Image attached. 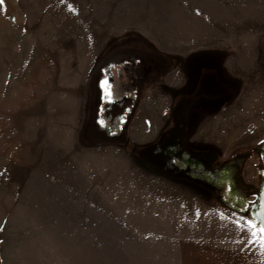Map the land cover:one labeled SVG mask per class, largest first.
<instances>
[{
	"label": "rangeland",
	"instance_id": "obj_1",
	"mask_svg": "<svg viewBox=\"0 0 264 264\" xmlns=\"http://www.w3.org/2000/svg\"><path fill=\"white\" fill-rule=\"evenodd\" d=\"M118 1L3 0L0 5V264L98 262V253L91 249L102 240L111 243L112 234L98 232L113 223L96 218V210L82 213V195L72 184L77 179L111 185L126 181L132 185L129 195L184 196L186 229L193 223L207 229L209 222L215 234H235L247 241V232L236 228L235 220L252 219V213L236 208L245 203L247 209L258 201L263 171L259 154L253 152L242 168V180L252 186L248 194L241 181L232 180L225 186V204L199 187L181 189L161 182L172 178L145 168L128 142L121 148L83 138L85 78L110 37L145 38L179 61L168 83L148 93L133 118L129 141L139 145L170 125L171 108L184 101L183 91L192 96L186 102L195 100L189 61L214 62L211 67L221 80L203 88L215 96L213 89L230 84L233 92L217 104V98L186 104L193 108L189 143L214 147L218 158L259 147L264 142V25L227 30L233 13L217 5H241L243 12L234 18L238 23L261 17L264 0H128L125 7ZM208 63L201 70H207ZM183 77L186 84L179 86ZM236 132V138L246 142L235 144L231 137ZM193 203L200 213L195 221ZM152 206L167 211L157 203ZM226 219L232 227L217 231Z\"/></svg>",
	"mask_w": 264,
	"mask_h": 264
},
{
	"label": "flooded vegetation",
	"instance_id": "obj_2",
	"mask_svg": "<svg viewBox=\"0 0 264 264\" xmlns=\"http://www.w3.org/2000/svg\"><path fill=\"white\" fill-rule=\"evenodd\" d=\"M199 61L197 64L189 61V67L193 66L194 71L190 74V70L188 74L193 76L192 82L196 85L193 90L196 98L189 103L194 106L201 98L211 101L217 98L214 101L217 104L229 97L233 92L230 84L226 89H213L215 96L211 94V90L203 88L204 84L217 82L215 79L221 78L217 68L211 67L214 62ZM178 63L170 54L159 51L145 38L135 35L108 38L96 54L85 78L87 117L82 135L85 140L106 146L116 145L123 148V144L128 142L132 146L130 150L145 168L172 178L161 180L199 187L210 195L219 197L225 204L223 194L230 181H241L247 191L252 187L249 182L246 185L241 178L242 157L249 159L253 152L259 154L263 168L259 185L263 184L264 142L259 147L236 151L221 157L222 159L218 158L219 151L212 146H192L187 139V130L192 123L193 108L187 106L189 103L185 101L192 99L190 91L188 94L183 91L184 101L181 103L180 99L173 105L170 125L160 131L158 137L139 145H133L129 141L133 118L139 107L143 106V100L152 90L168 83L167 79ZM204 63L210 66L206 67L207 70H201ZM197 69H200L198 73ZM185 77L179 86L186 84ZM206 81L208 82L205 83ZM105 82L108 89L104 86ZM106 90H110V98L106 96ZM203 94L209 96L201 97ZM101 120L104 121V126H101ZM254 210L255 207L252 206L249 209L250 214Z\"/></svg>",
	"mask_w": 264,
	"mask_h": 264
},
{
	"label": "crops",
	"instance_id": "obj_3",
	"mask_svg": "<svg viewBox=\"0 0 264 264\" xmlns=\"http://www.w3.org/2000/svg\"><path fill=\"white\" fill-rule=\"evenodd\" d=\"M118 2L123 3L122 7L129 4L128 0ZM217 6L218 10L222 9L225 12L233 13L230 15L233 16V19L228 24L227 30L264 25V9L261 17L244 19L237 23L234 18L243 12L241 5L235 9H231L227 5L225 8ZM103 14H105L104 9ZM95 57L96 55L94 59ZM89 70L87 69L86 74ZM238 97L239 95L236 99ZM231 125H234V121ZM236 134L238 133H234L231 137L235 144L246 142L247 138L237 139ZM159 181L182 189L180 184L165 180ZM123 182L119 185H111L102 182L94 184L84 179L72 181L73 186L78 187V193L82 195L80 199V203L83 205L82 213L96 210L100 214L96 218L103 217V219L112 220L113 223L111 229H102L98 232L99 235L112 234L114 237L111 243H105L102 240L101 244H97L96 250L91 249L98 253L96 264H264V256L254 246H246V242H242L241 236L221 234L220 232L215 234L212 230L215 227H211L209 222L207 229H201L200 224L195 223L186 229L184 215L187 203L184 196H154L150 194L152 192L149 193V196L129 195L127 192L132 185L129 182ZM114 193L116 195L112 196ZM152 203H157L161 209L167 211L159 212L158 207H153ZM195 204L191 205L194 221L200 214L195 211ZM138 205L141 206L138 207ZM129 210L137 212L127 213ZM173 211H176V214ZM212 220L216 226L215 217ZM223 223V227L220 226L217 231L232 227V225H227V219ZM172 225H176V227ZM154 228H159L155 230L159 233L158 237L152 235Z\"/></svg>",
	"mask_w": 264,
	"mask_h": 264
},
{
	"label": "snow or ice",
	"instance_id": "obj_4",
	"mask_svg": "<svg viewBox=\"0 0 264 264\" xmlns=\"http://www.w3.org/2000/svg\"><path fill=\"white\" fill-rule=\"evenodd\" d=\"M3 4V0H0V5ZM104 86L109 88L107 82ZM106 96L111 97L110 90H106ZM101 126H104V121H100ZM255 203V202H251ZM247 211V209H242ZM223 216V214H221ZM258 215L262 216V219L257 221L251 218L240 217L235 220V227L240 229L241 232H247L246 246H254L262 256H264V205H261V212Z\"/></svg>",
	"mask_w": 264,
	"mask_h": 264
},
{
	"label": "trees",
	"instance_id": "obj_5",
	"mask_svg": "<svg viewBox=\"0 0 264 264\" xmlns=\"http://www.w3.org/2000/svg\"><path fill=\"white\" fill-rule=\"evenodd\" d=\"M247 160H248V157H246V158H243V157H242V161H241L242 168H243V166H245ZM257 191H258V194H259L258 201H256L255 203L249 205V208H247V211H248L249 209H251L252 206L255 207V210H254V212H253V214H252V215L254 216V218H252V219H255V220L259 221V220H261V218H259V217L256 215V211H257L258 209H260V207H261L262 194H263V192H264V182H263V184L258 188ZM247 194H248V191H247ZM244 201L246 202V204H250V203H247L246 198H245ZM245 207H246V206H245V203H244V206H243L242 208H236V211L245 214L247 211H242V209H244ZM230 208H231V207H230ZM232 209H233V208H232ZM253 209H254V208H253ZM249 212H250V211H249Z\"/></svg>",
	"mask_w": 264,
	"mask_h": 264
},
{
	"label": "water",
	"instance_id": "obj_6",
	"mask_svg": "<svg viewBox=\"0 0 264 264\" xmlns=\"http://www.w3.org/2000/svg\"><path fill=\"white\" fill-rule=\"evenodd\" d=\"M261 205H264V192H263V194H262V202H261ZM261 212V207H260V209H258L257 211H256V215L259 217V218H261L262 219V216L261 215H258V213H260ZM253 214V213H252ZM252 218H254V216L252 215Z\"/></svg>",
	"mask_w": 264,
	"mask_h": 264
}]
</instances>
